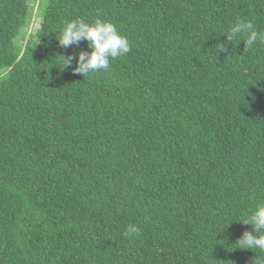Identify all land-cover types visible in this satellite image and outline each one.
Here are the masks:
<instances>
[{
  "label": "trees",
  "instance_id": "16d2710c",
  "mask_svg": "<svg viewBox=\"0 0 264 264\" xmlns=\"http://www.w3.org/2000/svg\"><path fill=\"white\" fill-rule=\"evenodd\" d=\"M0 0V264H264L236 241L264 202V0ZM130 52L75 73L64 22ZM220 44H225L221 52ZM138 233L125 235L127 226Z\"/></svg>",
  "mask_w": 264,
  "mask_h": 264
},
{
  "label": "clouds",
  "instance_id": "9594fccd",
  "mask_svg": "<svg viewBox=\"0 0 264 264\" xmlns=\"http://www.w3.org/2000/svg\"><path fill=\"white\" fill-rule=\"evenodd\" d=\"M240 38L244 46L253 47L258 42H264V32L258 31L251 21L237 20L227 29L225 40L231 41ZM59 45L68 48L86 41L89 51H80L75 56L61 57L62 67H71L75 60L73 71L83 77L89 73L107 71L110 61L123 57L130 52V42L126 36L118 31L112 22L97 17L91 23L82 18L64 22L57 38ZM225 44H220L221 52L225 50ZM248 225L251 231H244L236 241L241 249L252 251L253 249L264 251V202L257 204L250 210L247 217L240 222ZM139 229L134 225L126 228L125 235L138 233Z\"/></svg>",
  "mask_w": 264,
  "mask_h": 264
},
{
  "label": "rangeland",
  "instance_id": "374dc122",
  "mask_svg": "<svg viewBox=\"0 0 264 264\" xmlns=\"http://www.w3.org/2000/svg\"><path fill=\"white\" fill-rule=\"evenodd\" d=\"M39 0H31L28 3L29 8H31V12L29 15V21L27 24L22 28L20 36L16 39L15 44L23 45L25 41L28 39L29 35L34 34V32L38 29L39 18L35 15L37 13V5Z\"/></svg>",
  "mask_w": 264,
  "mask_h": 264
}]
</instances>
